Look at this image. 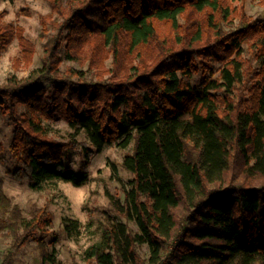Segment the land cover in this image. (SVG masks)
I'll list each match as a JSON object with an SVG mask.
<instances>
[{
  "label": "trees",
  "instance_id": "1",
  "mask_svg": "<svg viewBox=\"0 0 264 264\" xmlns=\"http://www.w3.org/2000/svg\"><path fill=\"white\" fill-rule=\"evenodd\" d=\"M48 1L58 16L43 17V36L48 22L57 32L43 65L0 83L7 172L34 188L82 186L89 176L67 165L70 148L90 158L93 147L133 143L125 201L112 203L138 229L108 215L85 251L90 264H264V15H248L246 0ZM15 38L30 62L23 28L0 22V52ZM64 43L65 58L89 62L95 78L61 69ZM59 119L89 141L50 136L43 120ZM53 219L46 206L26 214L0 180V223L13 238L2 264L32 239L44 263L59 264ZM64 222L80 232L77 219Z\"/></svg>",
  "mask_w": 264,
  "mask_h": 264
},
{
  "label": "rangeland",
  "instance_id": "2",
  "mask_svg": "<svg viewBox=\"0 0 264 264\" xmlns=\"http://www.w3.org/2000/svg\"><path fill=\"white\" fill-rule=\"evenodd\" d=\"M247 14L252 17L264 15V5L259 0H246ZM1 23L10 22L19 25L24 30V35L33 45L32 58L30 62L22 54V46L15 38L8 47L0 52V83L7 77L17 75L24 77L43 65L45 50L44 43L50 35L57 32L50 22L49 31L43 36V17L45 20L56 18L57 13L52 11L48 0H0ZM47 17V18H46ZM228 28V26H226ZM43 36V37H42ZM65 43L61 49L63 62L61 69L66 71L73 67L84 71L89 78H95V69L90 68L89 62L68 60L65 58ZM250 55V53H248ZM257 59H255V62ZM108 67L112 65V58L106 60ZM43 85L50 87L46 79ZM25 107L21 106V111ZM48 134L57 140L69 141L76 138L79 141H89L83 130H76L69 122L59 119L54 121L43 120ZM12 136V126L7 116L0 110V141L6 148ZM133 143L126 147L118 141L107 143L101 151L93 147L94 152L87 158L74 148L66 153L67 165L78 172H86L89 181L76 186L62 179L46 182L42 188H34L29 181L21 182L15 179L0 163V180L4 191L18 203L28 214L33 206H46L53 214V231L56 241L50 247L55 248L56 259L59 264H90L86 259V249L94 242L101 239L102 231L108 215L116 217L117 221L127 222L135 230L138 226L133 221L120 214L113 205L117 198L121 203L125 201V192L129 188L133 174L124 168L122 162L125 154L131 152ZM6 156L10 157L7 152ZM77 219L81 223L80 232L72 233L65 229V219ZM54 237L48 238L51 243ZM13 238L7 235V229L0 223V264L3 263L7 248L11 245ZM172 245V244H171ZM168 246L170 251L172 246ZM141 257L147 261L149 249L146 244L139 247ZM14 264H46L43 262L36 241L30 240L17 255Z\"/></svg>",
  "mask_w": 264,
  "mask_h": 264
}]
</instances>
